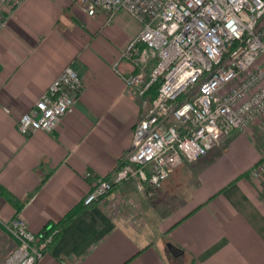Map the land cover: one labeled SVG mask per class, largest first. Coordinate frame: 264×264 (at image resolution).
I'll use <instances>...</instances> for the list:
<instances>
[{"label": "crops", "instance_id": "0c3cea01", "mask_svg": "<svg viewBox=\"0 0 264 264\" xmlns=\"http://www.w3.org/2000/svg\"><path fill=\"white\" fill-rule=\"evenodd\" d=\"M122 14L123 33L112 25ZM140 29L127 11L108 20L72 0H24L8 14L0 29V186L23 204L18 210L0 194L5 258L16 246L6 223L21 217L41 236L127 158L155 91L133 96L114 63ZM70 63L84 85L79 102L52 132L23 134L21 115ZM228 137L160 186L117 185L74 216L36 264H264V199L248 177L263 158L246 133Z\"/></svg>", "mask_w": 264, "mask_h": 264}, {"label": "built area", "instance_id": "2783aa9c", "mask_svg": "<svg viewBox=\"0 0 264 264\" xmlns=\"http://www.w3.org/2000/svg\"><path fill=\"white\" fill-rule=\"evenodd\" d=\"M23 1L0 0V29ZM72 2L91 16L103 10L111 20L124 10L140 22L114 69L133 96L155 91L148 114L134 128L127 158L111 176L95 180L84 206L125 182L160 186L184 161L206 156L223 138L264 117V0ZM83 88L80 73L68 64L21 115L18 129L52 132L77 105ZM248 177L264 199V159ZM129 207L132 212L136 204ZM6 229L16 246L1 264H36L58 234L52 229L38 236L21 217Z\"/></svg>", "mask_w": 264, "mask_h": 264}, {"label": "rangeland", "instance_id": "374dc122", "mask_svg": "<svg viewBox=\"0 0 264 264\" xmlns=\"http://www.w3.org/2000/svg\"><path fill=\"white\" fill-rule=\"evenodd\" d=\"M129 20V17L127 15H118L117 18H115L114 23L112 24L116 29V31H122V33L125 31L124 27L127 25V22ZM135 24H138L137 21L134 22ZM241 134V133H246V135L253 140L255 143L256 147L260 151L261 157L264 159V117L252 124L250 127H248L244 131H234L233 134ZM228 138L230 137H225L221 140L219 146H217L215 149L220 148L225 146V144L228 142ZM2 239H8L9 235L4 234L1 236ZM5 251L0 252V264L2 263L3 259L5 258ZM6 259V258H5Z\"/></svg>", "mask_w": 264, "mask_h": 264}, {"label": "trees", "instance_id": "16d2710c", "mask_svg": "<svg viewBox=\"0 0 264 264\" xmlns=\"http://www.w3.org/2000/svg\"><path fill=\"white\" fill-rule=\"evenodd\" d=\"M155 87H157V86H155ZM154 87V88H155ZM6 194L7 195V197H8V199L17 207V209L19 210L20 209V207H21V205L23 204V202H20V201H18L15 197H13L12 195H10V194H8V193H6L2 188H1V186H0V194ZM86 207H88V206H79V207H77V208H75V209H73L71 212H69L68 214H67V216L64 218V219H62L60 222H58V223H55V224H51V225H48V226H46V228H45V230H44V232H48L49 230H52V229H58V234H57V236L55 237V240H54V242L57 240V238L59 237V235H60V233H61V231H62V229L73 219V217L74 216H76L77 214H79L80 212H82ZM43 232V233H44ZM53 242V243H54ZM53 245V244H52ZM52 245L49 247V249L52 247Z\"/></svg>", "mask_w": 264, "mask_h": 264}]
</instances>
